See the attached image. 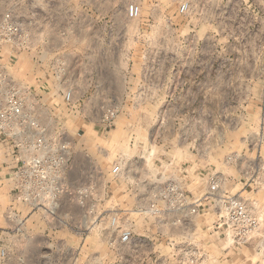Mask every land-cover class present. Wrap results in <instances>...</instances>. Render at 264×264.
I'll return each instance as SVG.
<instances>
[{
  "label": "rangeland",
  "instance_id": "rangeland-1",
  "mask_svg": "<svg viewBox=\"0 0 264 264\" xmlns=\"http://www.w3.org/2000/svg\"><path fill=\"white\" fill-rule=\"evenodd\" d=\"M182 1L140 0V16L128 20L125 0H0V89L1 78L11 79L20 65L10 69L9 56L35 58L23 60L25 75L17 81L24 88L34 78L42 80L40 85L46 82L44 103L58 108L63 130L104 173L108 192L97 213H110L101 223L85 225L83 210L66 204L54 217L35 213L17 238L5 219L10 198L3 178L0 250L6 255L0 264H19L20 251L24 264H264L246 247L235 262L225 257L213 244L221 240L219 231L199 249L197 263L186 255L190 247L184 238L173 258L135 247L141 224L160 220L146 208L154 190L168 183L196 200L206 193L208 178L217 177L226 192L264 218V70L257 80H238L234 60L221 62L233 59L234 50L212 47L211 41L207 48L194 44L193 36L202 39L203 34L188 30V13H179ZM208 3L215 7L218 1ZM189 4L202 8L198 0ZM6 14L32 35L29 50L12 51L6 43L1 30ZM192 74L193 95L188 92ZM204 74L211 79L201 80ZM205 88L211 95H203ZM66 90L78 106L75 113L63 109ZM107 107L116 111L112 130L103 137L97 130L78 137L73 121H97ZM113 166L121 170L115 178L107 175ZM73 178L85 180L79 174ZM210 217L216 220L214 212ZM122 228L132 232L129 246L116 241Z\"/></svg>",
  "mask_w": 264,
  "mask_h": 264
},
{
  "label": "built area",
  "instance_id": "built-area-1",
  "mask_svg": "<svg viewBox=\"0 0 264 264\" xmlns=\"http://www.w3.org/2000/svg\"><path fill=\"white\" fill-rule=\"evenodd\" d=\"M190 9L189 0H183L179 13L187 14ZM140 12V0H125L126 19L135 20ZM1 30L12 51L29 50L31 47L32 35L21 24L12 21L8 14L2 20ZM1 81L0 180L6 178L8 182L10 204L5 219L13 226V235L23 237L26 222L35 213L43 214L45 219L54 217L66 204L83 210L82 223L85 225L103 222L110 215L108 210L97 213L107 191L104 173L98 169L86 148L69 138L63 130L65 120L62 115H57L58 108L44 103L43 94L34 87L24 88L13 78L2 77ZM62 96L66 113L77 112L78 106L71 90L62 92ZM115 119V110L109 107L102 109L97 120L98 134L102 137L107 135L114 127ZM84 120L94 121L87 117ZM81 133L84 134L83 131ZM80 160L88 163L80 164ZM120 172L119 166H113L107 175L115 178ZM74 174L83 175L85 180H75ZM207 182L206 193L196 200L175 184L160 186L154 190L146 211L159 219L174 215L179 224L189 216L214 212L216 220L212 229L222 232L221 245L224 240L223 245H228L226 248H250L264 262V218L257 217L240 196L226 192L217 177L210 176ZM115 222L112 218L111 223ZM120 230L117 243L129 246L133 242L132 232L127 228ZM22 253L17 252L19 264H24ZM5 255L6 252L0 250V256L4 258ZM186 255L195 263L200 257L199 252L192 248Z\"/></svg>",
  "mask_w": 264,
  "mask_h": 264
},
{
  "label": "crops",
  "instance_id": "crops-1",
  "mask_svg": "<svg viewBox=\"0 0 264 264\" xmlns=\"http://www.w3.org/2000/svg\"><path fill=\"white\" fill-rule=\"evenodd\" d=\"M198 1L201 3L202 8H192L187 15L189 20L188 30L193 31V34L195 32L203 34L202 39L198 36L195 39V36H193L194 44L197 43L200 48H207V43L211 41L213 43L212 47L234 50L233 59L221 62L224 63L229 60L232 62L234 60V65L238 68V72H236L238 80H257L259 78V70H264V0H217L218 3L215 7L212 4L208 6V0ZM15 55H20V53ZM18 57L9 56L8 65L11 66V69L20 64L16 70L10 72V75L16 83L21 85V81L17 80L21 77L20 75H25L22 71L25 63L23 60L32 59ZM209 61L191 60V63L206 65L209 64ZM189 78L190 88L188 92L193 95L194 74L190 75ZM209 79H211L209 74L201 76V80ZM41 83L42 80L34 78L33 84L29 87H34L43 94L42 90L46 82L43 85H40ZM203 95H211V90L205 88ZM73 123L79 125L78 133L82 131L84 133L83 135L77 133L80 138L91 131L95 132L97 130V134L99 132L98 121L88 122L80 119L73 121ZM210 215L211 213L203 216H189L184 219L183 224L177 223L174 215L161 218L156 222L145 220L141 224L140 231L135 238V247L158 256L163 255V252L169 253L170 257L173 258L178 256V242L184 238L187 241L184 243L188 247L196 249L200 255L199 249L204 250L205 244L209 243L212 234L216 233L212 229L214 221ZM215 243L218 244L216 245ZM213 244L220 249L225 257L234 259V262L239 260L238 257L241 258L242 255L246 254L243 252V248L239 250L224 248L220 240L218 242L213 240Z\"/></svg>",
  "mask_w": 264,
  "mask_h": 264
}]
</instances>
